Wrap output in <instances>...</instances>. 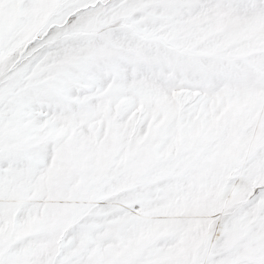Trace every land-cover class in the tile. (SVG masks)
Wrapping results in <instances>:
<instances>
[{"label":"snow or ice","instance_id":"snow-or-ice-1","mask_svg":"<svg viewBox=\"0 0 264 264\" xmlns=\"http://www.w3.org/2000/svg\"><path fill=\"white\" fill-rule=\"evenodd\" d=\"M0 264H264V0H0Z\"/></svg>","mask_w":264,"mask_h":264}]
</instances>
